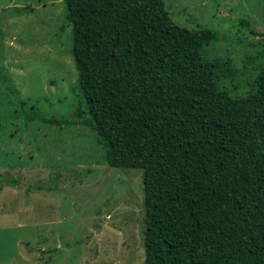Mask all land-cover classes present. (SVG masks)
Masks as SVG:
<instances>
[{
    "label": "trees",
    "instance_id": "16d2710c",
    "mask_svg": "<svg viewBox=\"0 0 264 264\" xmlns=\"http://www.w3.org/2000/svg\"><path fill=\"white\" fill-rule=\"evenodd\" d=\"M63 2L79 119L22 99L12 118L86 125L108 166L142 170L143 264H264V35L236 65L164 0Z\"/></svg>",
    "mask_w": 264,
    "mask_h": 264
},
{
    "label": "rangeland",
    "instance_id": "374dc122",
    "mask_svg": "<svg viewBox=\"0 0 264 264\" xmlns=\"http://www.w3.org/2000/svg\"><path fill=\"white\" fill-rule=\"evenodd\" d=\"M164 3L177 24L218 34L209 59L238 65L264 35V0ZM63 9V0H0V264H143L142 170L108 166L86 125L12 118L22 99L40 114L79 119Z\"/></svg>",
    "mask_w": 264,
    "mask_h": 264
},
{
    "label": "crops",
    "instance_id": "0c3cea01",
    "mask_svg": "<svg viewBox=\"0 0 264 264\" xmlns=\"http://www.w3.org/2000/svg\"><path fill=\"white\" fill-rule=\"evenodd\" d=\"M44 242H46V241H44ZM32 252V251H31ZM31 257V256H30Z\"/></svg>",
    "mask_w": 264,
    "mask_h": 264
}]
</instances>
